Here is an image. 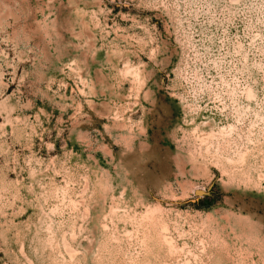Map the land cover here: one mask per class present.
I'll return each instance as SVG.
<instances>
[{"label": "rangeland", "instance_id": "374dc122", "mask_svg": "<svg viewBox=\"0 0 264 264\" xmlns=\"http://www.w3.org/2000/svg\"><path fill=\"white\" fill-rule=\"evenodd\" d=\"M0 264H264V0H0Z\"/></svg>", "mask_w": 264, "mask_h": 264}]
</instances>
